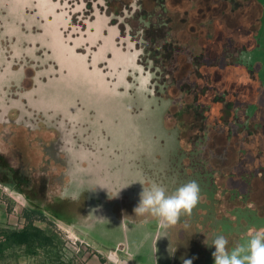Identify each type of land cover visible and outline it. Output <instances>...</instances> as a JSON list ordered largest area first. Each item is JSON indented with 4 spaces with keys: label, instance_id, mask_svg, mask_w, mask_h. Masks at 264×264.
Returning a JSON list of instances; mask_svg holds the SVG:
<instances>
[{
    "label": "rangeland",
    "instance_id": "1",
    "mask_svg": "<svg viewBox=\"0 0 264 264\" xmlns=\"http://www.w3.org/2000/svg\"><path fill=\"white\" fill-rule=\"evenodd\" d=\"M47 1L53 8L47 12L42 6V13L35 0H0V264L115 262L100 255V247L79 227L87 194L73 199L72 193L105 181L89 182L76 175L82 171L116 177L137 172L145 177L144 187L158 183L169 192L196 180L204 187L198 205L172 226L189 236L199 229L202 237L223 234L230 241L264 229L257 219L264 205L259 212L248 210L253 202L226 193L230 182L219 174L206 176L200 155L187 153L189 145L180 148L178 128L183 118L189 120L182 118L181 107L188 110L191 98L175 83L166 90L171 64L161 66L159 55L148 56L132 35L114 40L120 52L99 50L101 41L96 45L86 40L91 35L73 32L78 25L65 1ZM258 1L263 6L256 27L260 47L245 61L264 83V0ZM208 17L173 19L175 37L196 43ZM113 55L115 66L109 63ZM248 90V100L255 102L264 88L257 84ZM203 93L208 99L209 92ZM162 170L168 172V186L158 175ZM263 185L257 181L262 190L252 196L258 203ZM223 201L231 205L222 206ZM150 251L140 264L167 263L166 256Z\"/></svg>",
    "mask_w": 264,
    "mask_h": 264
},
{
    "label": "flooded vegetation",
    "instance_id": "2",
    "mask_svg": "<svg viewBox=\"0 0 264 264\" xmlns=\"http://www.w3.org/2000/svg\"><path fill=\"white\" fill-rule=\"evenodd\" d=\"M35 1L41 7L42 13L43 9L48 12L49 8H53V5L49 4L47 0ZM60 1L66 2L65 9L71 14L72 18L76 19L78 26L71 27L74 30L73 32L81 35H91V38L86 40L94 42L96 45H99L101 41L99 50L104 51L107 48L112 54L117 51L120 52L119 49L115 48L116 42L114 40L119 38L121 34L132 35L136 38L137 44L144 45L142 51L146 52L148 50V56L156 54L158 57L159 55L158 58L161 60L158 62L161 66L165 62L171 64L168 67V71L173 73L172 83L168 82L170 86H165L166 90L175 83L177 89L187 92V97L191 98L192 102H194L193 99L195 97L200 99L202 96L201 92L206 94V90L209 91L210 105L208 109H210V114L212 113V118L215 121L223 120L221 126L225 130L227 129L226 131L230 134L229 141L231 143V137L234 134L233 130H236L238 137V140L235 141L236 144L223 157L219 156L222 154H218L219 151H216L218 146L215 143L216 140L212 138V136H217L216 131L219 130V127L213 123L203 136L200 133L194 134V127L189 124L188 127L183 116V124L178 128V144L180 148L189 145L190 149L187 150V153H198L200 155L206 176L209 175L213 178L214 174H219L226 182L231 183V186H225L226 193L243 196L248 201L253 202L252 206H246L247 209L259 212L261 210L260 207L264 205V198L262 203H258L252 196L253 194H258L257 189L262 190L256 186L257 181L264 184V114L261 118H256V114L259 112L258 102L249 103L247 97H245L246 94L243 95L244 98L241 95L221 94L216 85L214 86V83L221 77L222 71H219L218 67L229 69L233 66H240L249 74L251 80L259 83L264 88V83L260 80L259 75L255 74L245 61L246 56L254 53L260 47L256 29L257 22L261 21L260 12L263 10L260 2L258 0ZM250 3H255L258 7L259 17H250L247 10V6ZM189 4H192L195 10L191 11ZM42 6L45 7L42 9ZM201 15L203 19L209 16V25L201 35L199 34L196 43L187 44L183 40L180 41L176 38V32L174 33L172 28L173 19H183L192 16L200 17ZM233 18L243 20V36L240 43H237L230 36V31L233 28ZM250 31L256 40V46L251 50L248 49L247 44L243 43V41L247 40ZM168 39L176 41L169 42ZM207 51H210V58H207ZM155 58L149 59L148 62L153 65ZM116 62H118V59L113 55L109 63H113L115 66ZM165 69H163L164 75L166 73ZM185 71L187 73L184 75ZM157 72L158 70L156 69ZM166 75H168V72ZM191 78H193L192 83ZM203 78L205 80L203 82L204 88L200 89L198 81ZM218 97L223 101H217L216 98ZM181 108L182 111L180 113L184 114V108ZM179 118L181 120L180 116ZM189 130L192 131L190 137ZM253 132H259L260 148L258 151V162L250 170L249 162H243L246 151L241 146L249 142L250 134ZM183 152H186V150ZM217 158H222L225 164L221 165L218 163L216 161ZM227 167L229 169H225ZM158 175L162 176V180H166L165 184L168 186L167 180L169 178L165 177L168 172L158 171ZM204 182L206 181L204 180ZM200 189L204 190V187L200 185ZM262 193L264 197V190ZM226 204L231 205L228 201L222 202V206H226ZM230 214V211L228 213L222 211V215L226 218H232ZM257 219L261 225L264 223V215Z\"/></svg>",
    "mask_w": 264,
    "mask_h": 264
},
{
    "label": "crops",
    "instance_id": "3",
    "mask_svg": "<svg viewBox=\"0 0 264 264\" xmlns=\"http://www.w3.org/2000/svg\"><path fill=\"white\" fill-rule=\"evenodd\" d=\"M76 175L87 180L90 178L89 182H96V178L105 180L97 181L96 186L75 188V193L87 194V206L78 217L79 227L100 247V255L115 261L113 264L121 260L140 264L139 259L147 257L146 254L150 250L149 254L152 253L156 257L159 254L166 256V264H183L184 260L189 259L192 264H214L211 253L215 249L204 243L206 238L208 243H211L213 237H202L199 229L194 236H189L178 228L162 225L151 215L135 214L134 209L139 203V193L143 188L136 181L145 178L142 174L135 172L128 176L116 177L82 171ZM108 180L113 182L109 183ZM83 184L86 185L85 182L81 183ZM126 185L129 186L123 188ZM69 220L73 222V219ZM262 225L264 227V223ZM247 239V236L234 238L229 241V247Z\"/></svg>",
    "mask_w": 264,
    "mask_h": 264
},
{
    "label": "clouds",
    "instance_id": "4",
    "mask_svg": "<svg viewBox=\"0 0 264 264\" xmlns=\"http://www.w3.org/2000/svg\"><path fill=\"white\" fill-rule=\"evenodd\" d=\"M136 182L143 186L142 181ZM79 195L81 193H73L72 198L78 199ZM200 195V185L196 180L187 181L171 192L161 184L152 183L148 188L143 186L134 211L136 215H151L162 225L174 226L182 216L192 215ZM204 243L215 249L211 253L214 264H264V229L256 230L247 240L232 247L223 234L214 235L211 243L206 238ZM183 264H192V260H184Z\"/></svg>",
    "mask_w": 264,
    "mask_h": 264
},
{
    "label": "trees",
    "instance_id": "5",
    "mask_svg": "<svg viewBox=\"0 0 264 264\" xmlns=\"http://www.w3.org/2000/svg\"><path fill=\"white\" fill-rule=\"evenodd\" d=\"M247 10L250 14V17L251 16L259 17L258 7L255 5V3L253 4L250 3L249 6H247ZM251 12H254L255 15L251 14ZM250 21H251V18H250ZM243 26H244L243 20L238 19V18H233V23H232L233 28H232V31H230V36L232 37V39L236 40L237 43L242 42L241 37L243 36V30H242ZM243 43L247 44L249 50L253 49L256 46V40L254 39V35L251 31L249 32L247 40L243 41ZM218 70L222 71L221 75L219 74L221 77L218 78L217 81H215L214 86L216 85V87L221 92V94L227 93L228 95H233V96L241 95V97L244 98L243 95L245 94V92L247 93V96L252 94V92L248 90L250 86L259 84L251 80L249 77V74L245 71L244 68L240 66H233V67H230L229 69L218 67ZM201 88L203 89L204 86H200V89ZM206 92L208 93L209 91L206 90ZM216 99L217 101H223V100H220V97ZM256 99L259 105V112L256 114V118L257 117L261 118V116L264 114V102H262L261 104L259 103V100L261 99V101H264V90H262L261 95L257 96ZM209 100H210L209 95H208V99H205L203 96H201L200 99L195 97L193 99L194 102H192L191 100V107L188 108V110H184V114H182V116L189 118V120H186V124L187 126L189 124L192 127H194V130H193L194 134L200 133L203 136L204 133L207 132L206 130H209L210 125H212L213 123L217 127H219V130L216 131L217 136L215 137L212 136V138L216 140L215 143L218 146L216 151H219L218 154H222L219 156L223 157L225 154L230 152L231 147H234L233 145L236 144L235 141L238 140V137L236 134V130H233L234 134L231 137L232 143L229 141L230 134L226 131L227 129L225 130V128L221 126L223 120L215 121L212 118V113L210 114V109H208L210 105ZM249 103H253V102L249 101ZM212 135L214 134L212 133ZM250 135L251 136L249 137V142L246 145L241 144L242 145L241 147L246 151L244 158H243V162L248 161L249 167H250L249 169L251 170V167L256 165L258 162V157H259L258 151L260 148L259 146L260 135H259V132H253ZM210 138H211V135H210ZM260 145L262 146V144ZM234 154L236 153L234 152ZM216 161L220 163L221 165L225 164L222 158H217ZM262 202H263V199L261 203ZM34 213H38V212L35 211ZM39 214L41 215V217H43L42 212H39Z\"/></svg>",
    "mask_w": 264,
    "mask_h": 264
},
{
    "label": "built area",
    "instance_id": "6",
    "mask_svg": "<svg viewBox=\"0 0 264 264\" xmlns=\"http://www.w3.org/2000/svg\"><path fill=\"white\" fill-rule=\"evenodd\" d=\"M116 264H130L128 260H121Z\"/></svg>",
    "mask_w": 264,
    "mask_h": 264
}]
</instances>
